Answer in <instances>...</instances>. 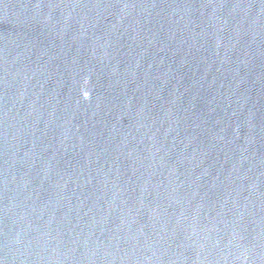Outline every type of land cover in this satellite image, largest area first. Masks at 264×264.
<instances>
[{
  "label": "water",
  "instance_id": "obj_1",
  "mask_svg": "<svg viewBox=\"0 0 264 264\" xmlns=\"http://www.w3.org/2000/svg\"><path fill=\"white\" fill-rule=\"evenodd\" d=\"M0 264H264V0H0Z\"/></svg>",
  "mask_w": 264,
  "mask_h": 264
}]
</instances>
